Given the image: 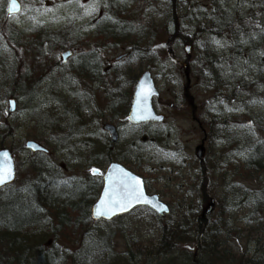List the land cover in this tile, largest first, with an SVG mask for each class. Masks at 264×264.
Wrapping results in <instances>:
<instances>
[{
	"label": "rangeland",
	"instance_id": "374dc122",
	"mask_svg": "<svg viewBox=\"0 0 264 264\" xmlns=\"http://www.w3.org/2000/svg\"><path fill=\"white\" fill-rule=\"evenodd\" d=\"M221 1L228 9L239 3L244 10L250 1L264 4V0H217L216 3L214 0H179L176 15H172L167 0H154L155 11L149 17L152 35L138 40L139 51L144 55L135 59L132 55L125 56L128 52L123 44L102 48L95 42V24L101 23L105 0H43L39 3L19 0L22 12L7 18L8 24L21 36L18 42L21 49L10 56L11 65L19 69L18 75L25 76L28 71L35 83L61 64L63 51L72 52L73 57L65 64L69 68L76 55L95 50L96 46L101 49V72L99 78L92 79L61 73L57 78L64 87L57 97H38L34 106L43 103L37 111L39 116H32L24 101H17L12 113L8 101L3 105L0 125L7 136L2 135L0 144L14 155L18 178L0 191V223L5 218L6 207L16 196L24 194L33 180L31 163L35 155L25 149V143L33 141L48 149L56 165L65 166L66 178L69 175L85 177L92 169L101 173L111 160L123 163L145 182L147 193L159 194L170 207V215L164 218L150 209L139 208L125 217L94 222L90 233L75 237L78 240L75 248L82 242L83 246L90 243L102 246L104 251L108 249L111 258H105L103 264H192L184 252L171 251L163 255L155 249L160 244L165 224L174 225L185 209L190 208L196 215L207 207L208 203L204 205L202 201L203 172L195 150L204 139L203 131L209 136L213 127L219 139L209 136L204 144L203 163L210 184L207 195L215 201L210 222L221 230L218 240L226 252L235 255L248 251L249 256H253L260 248L259 252L264 253V234L257 231H262L264 224L260 228L255 223L263 211L255 205L256 198L262 199L264 194L259 193L260 179L243 178L241 165L250 159L248 154L254 140L247 135L245 142L233 140L240 137L235 132L240 125H248L250 121L255 125L259 117L264 116V88L256 87V92L248 94L244 89L245 84L253 82V77L264 75V58L261 57L264 53L254 52L251 60L235 58L237 40L217 34L212 28L220 14ZM0 4L3 5L2 0ZM176 22L178 31L173 28ZM32 28H42L49 33L64 32V41L70 47L38 55L34 48L26 46L36 37L30 31ZM181 34L192 39L189 55L185 51L186 44L180 40ZM45 45L48 47L49 43ZM144 71L153 74L160 97L153 100L152 106L156 113L165 116L162 125H130L124 116L134 82ZM215 83L224 86L218 90ZM238 86L242 94L228 103L230 94H234ZM251 106L253 109L246 111ZM110 123L119 129L120 142L115 145L102 130L104 124ZM51 130L57 132L53 137L58 141L45 143ZM254 133L255 139L264 138L263 133ZM143 136L148 139L146 143L142 142ZM132 143L138 150L133 156L135 160H121L122 149ZM107 152L108 159L103 157ZM97 156H101L100 167L93 161ZM49 227L46 225L44 231ZM37 241L32 245L34 250ZM97 259L99 256L90 263L96 264Z\"/></svg>",
	"mask_w": 264,
	"mask_h": 264
},
{
	"label": "trees",
	"instance_id": "16d2710c",
	"mask_svg": "<svg viewBox=\"0 0 264 264\" xmlns=\"http://www.w3.org/2000/svg\"><path fill=\"white\" fill-rule=\"evenodd\" d=\"M40 2L43 0H34ZM154 0H106L104 17L95 24V42L101 44L102 48L108 46L117 47L123 44L131 54L135 56L140 54L139 39L151 37L152 27L149 17L154 13ZM179 0H167V8H170L172 15H176L177 2ZM246 1V0H245ZM217 0H214L216 3ZM0 4V115L2 108L8 100L13 98L18 102L24 101L27 105L33 106L41 91L36 89V85L41 83V79L33 83L29 78V72L25 76L18 75L16 65L12 66L10 62L11 54H15L19 46L20 34L16 29L8 24L6 15L7 0H2ZM246 3V2H245ZM224 1L220 3L217 20L213 21L212 28L224 37L229 36L237 40L234 50L235 58L245 60L252 59L254 52L264 53V4L246 3L249 7L243 8L239 3L234 4L231 9L224 8ZM175 9V10H174ZM256 27V28H255ZM178 31L177 22L173 27ZM36 36L28 47L36 50L38 55L45 52L58 49H68L64 41L63 33L47 32L45 29H30ZM180 40L184 44L191 46L192 39L185 34H181ZM249 41V43H248ZM23 40H21V43ZM49 46L46 47L45 44ZM48 48V49H47ZM24 50V49H23ZM100 47L96 46L95 50L85 51L76 55L72 59V64L64 73L67 76H77L84 79L99 78L101 72L100 65ZM260 51V52H259ZM241 53V54H240ZM262 55V54H259ZM62 72V73H63ZM247 71L244 75H246ZM260 82L247 83L244 85L245 94L249 91L256 92L261 87L264 88V75L259 76ZM258 78V79H259ZM245 80V76L243 77ZM219 81V80H218ZM221 82V81H220ZM247 82V81H246ZM217 83V82H216ZM3 84H10V88L3 87ZM58 86L55 91H61L64 87ZM224 84H216V88L221 90ZM52 90V91H54ZM238 86L235 93H231V99H225L228 103H233L232 98H238L242 94ZM51 92L53 95L56 92ZM63 104V102H60ZM129 104L125 111L126 116L129 110ZM253 109H246L250 111ZM260 121L246 131L235 130L240 137H234L235 143L247 141V136L254 140L251 149L252 157L241 165L243 167V178L251 181L260 179V194H264V138L255 139L254 131L264 134V117H259ZM10 130L9 126H6ZM51 136L45 140V143H56L58 140L53 136L57 133L51 130ZM58 131V130H56ZM6 137L5 128L0 125V139ZM247 135V136H246ZM3 145L0 144V149ZM121 160H135L133 156L137 153L134 144H128L122 149ZM136 154V155H137ZM258 154V155H257ZM109 152L103 157L108 159ZM261 157H260V156ZM101 156L93 159L95 166H101L98 160ZM35 160L31 163L33 180L26 186L24 194L16 196L13 203L6 208L5 218L0 223V264H91L90 260L99 256L96 264H103L105 258H111V252L107 249L104 251L100 245L86 246L80 242L79 247L75 248L78 240L76 236L90 233L94 221L90 217L91 206L99 197L101 190V176L91 174L85 177L77 178L73 175L69 177L65 174L64 165H56L49 154H35ZM139 161L138 158H136ZM140 162V161H139ZM70 166V165H69ZM203 175L201 183L202 201L205 205L209 203L208 194V171L203 165L201 167ZM248 178H247V177ZM263 177V178H261ZM206 180V181H205ZM200 184V183H199ZM207 189V190H206ZM248 195V193H244ZM257 194V193H256ZM242 196V194H240ZM231 196V195H230ZM256 206L261 212V218L255 220L257 227L264 224V198H256ZM178 220L174 225L165 224L161 230L160 244L155 249L160 254H167L171 251H179L187 254L192 260V264H264V253L259 252L258 248L253 256H249L248 251L238 254L226 252L221 248V230H218L210 222V217H201V213H195L189 209L180 212ZM259 211H256L258 214ZM260 215V214H259ZM50 225L48 231L44 227ZM261 228V227H260ZM257 229L264 234V228ZM35 240L37 249L34 250L32 245ZM64 243L68 246H64ZM256 240V245H258ZM101 250V252H100ZM111 250V249H110ZM98 252V253H97ZM260 253V256H259Z\"/></svg>",
	"mask_w": 264,
	"mask_h": 264
},
{
	"label": "water",
	"instance_id": "95a60500",
	"mask_svg": "<svg viewBox=\"0 0 264 264\" xmlns=\"http://www.w3.org/2000/svg\"><path fill=\"white\" fill-rule=\"evenodd\" d=\"M15 3L18 5V10H13V11H9V8L11 6V0L8 3V13L10 15H17L18 12H20L21 10V4L15 0ZM187 50V54L190 53L189 48H186ZM71 55L70 52H65L63 53V60L66 61L67 58H69ZM140 93L141 95V99L138 101V97L137 94ZM147 95V100L146 103L143 100V97ZM133 98H132V102L130 104V112L128 115L129 118V122L134 124V125H142V123H162L164 121V117L158 116L155 111L154 108L152 106V101L154 98H158V91L155 87L154 84V80L152 77V74H150V72H145L143 73V75L140 77V79L138 80V82L136 83V87L133 93ZM10 108L11 111L14 110L15 108V102L13 100H11L10 102ZM141 114L145 117L144 119L139 118L141 116ZM103 130L109 135L110 141L113 144L118 143V131L116 130V128L113 125H105L103 127ZM26 148L27 150H29L32 153H37V152H42V153H46V150L39 144L34 143V142H27L26 143ZM7 153V163L5 164L4 162V157L3 154ZM203 153H204V148L203 147H198L196 150V157L203 159ZM0 167L2 168H6L10 170V175L8 176V178L0 183V190L4 189L5 186L11 185L13 183H15V180L17 179L16 177V166H15V161L13 158V155H11V153L9 152V150L7 149H3L0 151ZM104 176H103V188L102 191L100 193V198L99 200L93 205L92 207V211H91V217L95 220V221H99V220H113L115 217L118 216H124L127 213L132 212L133 210H135V208L138 207H148L151 210H153L156 214H159L161 216L168 214L169 212V208L160 201L159 199V195H148L145 192V184L143 182V180L138 177L136 174H133L132 172H129L123 165H121L118 162H112L109 167L106 169V171L104 172ZM127 173V177L124 176V174ZM128 177L131 178H135L139 181H141V184L138 186L140 188V190L142 191L144 197H146L149 200V203H144V202H139V203H133L132 205H130L126 210H117L115 214L110 215V216H100L97 217L95 214V209L97 207L98 204H100L102 199H105V192L106 190H112L114 188H118L119 187V182L120 180L123 179H127ZM153 204L157 205V206H162V208L164 210H160L159 207H154ZM213 205V201H211L210 206L207 209V214L211 213V208Z\"/></svg>",
	"mask_w": 264,
	"mask_h": 264
},
{
	"label": "snow or ice",
	"instance_id": "6c2138e0",
	"mask_svg": "<svg viewBox=\"0 0 264 264\" xmlns=\"http://www.w3.org/2000/svg\"><path fill=\"white\" fill-rule=\"evenodd\" d=\"M18 10V5L15 3V0H11V6L9 11ZM94 11V9H93ZM138 101L141 99L140 93L137 94ZM143 100L146 103L147 95L143 97ZM144 119L145 117L141 114L139 117ZM4 162L7 163V153L3 154ZM93 174H96L97 170L92 169ZM10 175V170L0 167V183L4 182ZM127 173L124 174L127 177ZM141 184V181L128 177L127 179H121L119 182V187L112 190H106L105 199H102L100 204L97 205L95 209V214L97 217L100 216H110L116 213L119 210H126L133 203H149V200L144 197L142 191L138 187ZM154 207H159L160 210H164L162 206H157L153 204Z\"/></svg>",
	"mask_w": 264,
	"mask_h": 264
},
{
	"label": "bare ground",
	"instance_id": "6f19581e",
	"mask_svg": "<svg viewBox=\"0 0 264 264\" xmlns=\"http://www.w3.org/2000/svg\"><path fill=\"white\" fill-rule=\"evenodd\" d=\"M101 55V54H100ZM262 58H264V54H263V56H261ZM102 59H101V57H100V61H101ZM65 64H66V61H64L63 60V56H61V64H58L57 65V67L55 68V70L53 69L52 71H50V72H48L47 74H45V75H43L42 76V78H41V83H38L37 85H36V89L37 90H40L41 91V95L43 96V95H46V96H56L57 94H58V91H55L56 89V87H57V85L58 86H62V84H61V81H59V78H57L63 71H64V67H65ZM69 77V76H68ZM258 78H259V76H258ZM258 78L257 79H255L254 77H253V82H256L257 80H258ZM34 83V82H33ZM5 86L7 87V88H10V84H3V87L5 88ZM55 89V90H54ZM52 90H54L56 93H54L53 95L51 94V92H54V91H52ZM2 92H0V97L2 96V94H1ZM54 96V97H55ZM57 97V96H56ZM57 100H58V98H56ZM24 105L26 106V108H28V111H30L31 112V115L32 116H39V114H38V108H40L42 105H43V103H40V105L39 106H31V105H27L25 102H24ZM67 115L68 116H70V113L69 112H67ZM264 117V116H263ZM148 141V139H147V137H144L143 138V140H142V142H144V143H146ZM251 152V151H250ZM249 152V153H250ZM250 157H252V152H251V154H248ZM258 155V154H257ZM260 156V155H259ZM261 157V156H260Z\"/></svg>",
	"mask_w": 264,
	"mask_h": 264
}]
</instances>
